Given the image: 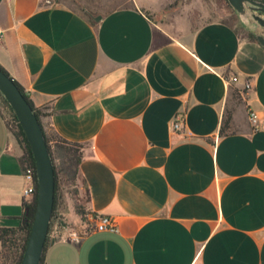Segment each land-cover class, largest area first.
Here are the masks:
<instances>
[{
	"label": "crops",
	"instance_id": "1",
	"mask_svg": "<svg viewBox=\"0 0 264 264\" xmlns=\"http://www.w3.org/2000/svg\"><path fill=\"white\" fill-rule=\"evenodd\" d=\"M168 1L97 21L0 0V66L52 147L83 146L76 187L88 220L62 192V238H48L43 264H264V47L239 20L158 25L151 16ZM20 158L0 112L2 228L19 227L31 200ZM101 216L118 231L96 232Z\"/></svg>",
	"mask_w": 264,
	"mask_h": 264
},
{
	"label": "water",
	"instance_id": "2",
	"mask_svg": "<svg viewBox=\"0 0 264 264\" xmlns=\"http://www.w3.org/2000/svg\"><path fill=\"white\" fill-rule=\"evenodd\" d=\"M238 20L264 47V2L227 0ZM102 16H97L99 21ZM0 94L12 110L30 146L36 169L37 202L21 264H41L55 201V170L39 118L15 81L0 69Z\"/></svg>",
	"mask_w": 264,
	"mask_h": 264
},
{
	"label": "rangeland",
	"instance_id": "3",
	"mask_svg": "<svg viewBox=\"0 0 264 264\" xmlns=\"http://www.w3.org/2000/svg\"><path fill=\"white\" fill-rule=\"evenodd\" d=\"M47 5H65L86 17H97L119 8H125L144 3V0H42ZM264 1V0H260ZM233 8L227 0H170L164 9L154 13L151 18L156 24L162 26H187L196 28L210 21H233ZM234 11V10H233ZM235 13V12H234ZM233 24L238 23L233 21ZM5 100L0 94V108L9 117V106L3 103ZM13 146L21 154L22 148L10 132ZM62 192H66L72 200L75 209L78 207L83 211L82 218L88 220L85 210V201L79 194L78 188L70 183L63 175L59 179L58 200ZM57 200V203H58ZM0 264H14L12 261L0 260Z\"/></svg>",
	"mask_w": 264,
	"mask_h": 264
},
{
	"label": "trees",
	"instance_id": "4",
	"mask_svg": "<svg viewBox=\"0 0 264 264\" xmlns=\"http://www.w3.org/2000/svg\"><path fill=\"white\" fill-rule=\"evenodd\" d=\"M232 13H233L232 20L238 21V18L233 10ZM233 21H229L227 23L233 24L232 23ZM250 37L252 40L256 41V38L253 35H250ZM0 69L3 70L6 74H8L1 66ZM15 83L17 84V86L19 87V89L21 90V92L23 93V95L25 96V98L27 99V101L35 111V113L37 114L40 121V112L35 108L33 102L25 92L24 88L18 82L15 81ZM3 103L6 105V102ZM0 112L3 114L7 122L9 132L11 131L13 132L14 137L16 138L17 142L22 148L23 154L20 160L24 168L25 169L31 168L34 171L35 181H36V169H35L34 158L30 146L28 144V141L26 139V136L22 131L17 118L15 117L11 109H9L8 118L1 108H0ZM224 134H225V127H223L220 132V135H224ZM46 141L50 150V154L54 163V170H55V201H54L52 220L50 224V228H51L54 222V216H55L56 205L58 200L59 179L61 175H63L70 181V183H72L75 186L77 185L79 167L83 160V152H82L83 146L81 144L71 143L60 139L57 141L54 147H52L47 138ZM36 202H37V195H35L30 200V202L25 203L26 213L22 219V224L19 227L17 228L0 227V260L2 259L7 262L10 260L14 264H21L36 211ZM76 212L81 216H83L84 214L83 211L78 207L76 208ZM47 241H48V237H47ZM41 264H43V258Z\"/></svg>",
	"mask_w": 264,
	"mask_h": 264
},
{
	"label": "built area",
	"instance_id": "5",
	"mask_svg": "<svg viewBox=\"0 0 264 264\" xmlns=\"http://www.w3.org/2000/svg\"><path fill=\"white\" fill-rule=\"evenodd\" d=\"M238 78H232V82H237ZM246 89H251L250 82L246 84ZM249 120L254 126L255 130L259 129V117L258 114L250 109L249 110ZM183 118L181 115H177L173 123V131L178 132L182 129ZM25 178L27 179V185L23 191V195L27 199H32L37 195V184L35 181V173L31 168L25 170ZM95 231L96 232H117L118 225L116 220L111 216H101L95 219ZM48 238L60 239L61 234V224L60 222H53L50 231L48 233Z\"/></svg>",
	"mask_w": 264,
	"mask_h": 264
}]
</instances>
